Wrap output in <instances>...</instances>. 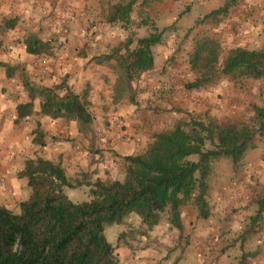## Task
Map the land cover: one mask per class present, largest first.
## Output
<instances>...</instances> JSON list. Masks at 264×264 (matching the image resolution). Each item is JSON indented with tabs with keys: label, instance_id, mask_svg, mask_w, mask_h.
I'll use <instances>...</instances> for the list:
<instances>
[{
	"label": "crops",
	"instance_id": "0c3cea01",
	"mask_svg": "<svg viewBox=\"0 0 264 264\" xmlns=\"http://www.w3.org/2000/svg\"><path fill=\"white\" fill-rule=\"evenodd\" d=\"M226 1L136 0L139 8L134 11L135 16H130L136 34L131 36L120 24V30L114 31L112 25L93 24L94 0H0V24L4 20L14 23L12 29L0 33V206L18 213L19 204L29 198L27 179L19 176L29 159L60 163L69 181L85 174L92 180H122V158L143 154L154 133L172 129L180 120V110L198 114L214 107L212 117H222L218 106L222 108L228 102L226 97L217 99L218 94L225 92L221 87L184 88L191 77L187 55L194 35L204 33L215 38L225 51L249 49L260 40L264 44L260 23L255 24L252 33L238 31L248 24L242 23V11L223 18H205ZM158 3L162 5L157 7L158 16L153 19L148 12ZM179 5L185 9H177ZM150 20L164 31L161 43L152 48L153 69L133 84L134 90H142L133 101L127 97L115 100L114 69L107 63L97 64L94 59L107 55L123 39L146 37ZM84 25L92 26L86 38L80 33ZM30 33L51 42L53 55L27 54L23 38ZM37 59H44L45 63L35 64ZM24 81L35 88L65 81L78 94L89 93L97 106L92 136H81L76 121L71 120L68 128L61 123L63 119L40 115L37 99L32 115L15 123L17 105L28 101ZM37 129L41 144L35 141ZM55 136L66 140L57 142ZM220 163L224 161L213 165L207 182L208 219L198 220L195 210L185 207L181 210V231L162 222L146 235L138 236L134 230L140 221L132 215L117 225L109 241L116 247L119 263L264 264V223H258L245 239L241 238L262 199L257 190L264 193V137L256 149L246 153L240 171H233L225 161L227 174H217L215 168ZM188 210L189 215L185 216ZM131 219L135 220L132 224Z\"/></svg>",
	"mask_w": 264,
	"mask_h": 264
},
{
	"label": "trees",
	"instance_id": "16d2710c",
	"mask_svg": "<svg viewBox=\"0 0 264 264\" xmlns=\"http://www.w3.org/2000/svg\"><path fill=\"white\" fill-rule=\"evenodd\" d=\"M235 2L227 0L205 18L226 17ZM135 3L136 0L109 3L105 23L120 24L127 30ZM13 27L14 23L4 20L0 33ZM163 32L151 24L146 37H128L107 55L95 57L97 64L107 63L119 73L115 100L125 96L133 101V84L153 69L152 48L161 43ZM23 45L29 55H53L51 42L42 41L33 33L23 38ZM220 51L215 38L194 35L192 50L187 55L192 78L185 83L186 90H201L222 80L234 87L245 81L264 82V48H231L219 63ZM24 87L28 101L17 105L15 123L32 115L33 102L37 99L40 115L52 120L76 121L81 136L91 135L94 115L84 95L75 92L65 81L37 88L24 81ZM252 112V117L241 123L179 120L172 129L154 133L143 154L122 158V180L73 183L60 163L41 158L27 160L19 176L27 179L29 198L19 204L18 213L0 206V264H120L116 247L105 237L107 226L121 224L133 215L140 221L134 230L138 236L146 235L162 222L181 231V210L185 207L195 210L198 220L208 219L207 178L213 163L226 159L236 171L246 153L256 149L264 137V104L254 106ZM35 133V141L41 144L38 129ZM80 186L89 188V200L74 203L65 189ZM257 192L262 199L257 202L256 213L248 219L243 239L262 220L264 193L260 189Z\"/></svg>",
	"mask_w": 264,
	"mask_h": 264
},
{
	"label": "rangeland",
	"instance_id": "374dc122",
	"mask_svg": "<svg viewBox=\"0 0 264 264\" xmlns=\"http://www.w3.org/2000/svg\"><path fill=\"white\" fill-rule=\"evenodd\" d=\"M97 1H99V2H97ZM117 1L118 0H94L96 5H95V9L93 12H94V17H95L96 21H93V24H95V25H97V23L101 24V25L106 24L104 18H105V14L107 11V5L109 3H116ZM235 1H236L235 6L230 9V13L234 14L235 12L242 11L243 12L242 13L243 14L242 15V23H244L245 21L248 22V24L246 23L247 25H245L244 27H241L238 31L240 33H243V34L252 33L255 29V24L260 23V26L262 27V31H261L262 35L261 36L263 37V35H264V0H235ZM159 5H162V3L154 4L152 7H150L149 12H148L149 17L153 16L154 17L153 19L157 18L158 15H156V13H157V7ZM165 5L168 7L170 4H165ZM138 8H139L138 5H135L133 7L132 15L135 16V14H133V13ZM177 9H185V6L179 5ZM229 14L227 15V17L229 16ZM149 17H148V19H149ZM150 21H152V25L155 26L154 20H150ZM106 25H108V24H106ZM117 25L118 24L111 26V27H114V29L112 28L113 31L115 29H119V26H117ZM134 25L135 24L131 22V24L128 26L129 28H127L128 31L130 32L129 34L131 36L136 34V31H135L136 29H134L135 28ZM83 29H85L87 32L89 29H92V26H90L88 28L87 25H84ZM157 29L159 30V28H157ZM150 30H151V28H150ZM133 39H137V38H133ZM124 40L125 39H123V41ZM118 43H120V42H117V44ZM183 44L185 47V43H183ZM183 44H182V46H183ZM220 45L221 44L219 43V46ZM262 48H264V44H262V40H260L259 43L253 44L249 47V49H254V50H260ZM220 50L221 51L219 53V63L222 62V59L224 58V55L227 51V50L225 51L224 45H223V47L220 46ZM80 51H82V48H80ZM182 59H183V57H182ZM113 73L117 77L119 76V73L117 71H113ZM191 78H192V75L190 78H188V80H190ZM215 87H221L222 88L221 91H225L222 93V95L218 94L217 99L220 100V99L226 97V102H228L226 104V106H224L222 108H221V105L218 106V109H217L218 114L222 115V117H218V119L216 118V116L212 117L211 113H214L215 110L214 111H212V110L215 108L210 107V109H208L207 111L201 112L198 114L197 113L195 114L194 112L190 113V112H184L183 110H180L179 112L182 113V115H181L182 117L180 118V120H182L184 123H189L190 121H193V120L204 121V122H206L207 120H215V121L218 120L219 122H221L223 124H228V123H232V122H240L241 123V122L247 121L250 117H252V115H253L252 109L254 106H263V104H264V82L245 81L242 83V85L240 87H234L232 83H230L226 80H222L218 84L213 85V86H206L204 89L210 90V89H214ZM204 89H201V90H204ZM141 91L142 90L136 88V90L134 92V97H136L139 94V92H141ZM83 95L85 97L86 103L88 104L89 111H91V113L94 116H97V114H96L97 106H96L95 102L91 101V96L89 95V93L83 94ZM123 97H125V96H123ZM222 103L223 102H221V104ZM220 111H223V112L219 113ZM61 123H63V125L67 126L68 128L71 126L70 121L62 120ZM73 125L75 126V124H73ZM73 125H72V127H73ZM76 127L78 129L77 123H76ZM92 133H93V127H92ZM92 133L89 136H92ZM53 138H55L57 142H63L66 140V139L57 138L56 136ZM53 138H51V139H53ZM67 142H69V141H67ZM220 161H224V163H220L219 165L216 166L218 171L215 168V173L225 175V174H227V171H228V169L226 168L225 161H228V160L221 159L219 161L214 162L213 165L217 162L219 163ZM213 165H212V170H213ZM241 167H242V164L239 166V168L235 172L240 171ZM211 174H212V171H211ZM210 175H209V177H210ZM209 177L207 178V182H208ZM91 180L92 179L90 178V176L85 174V175H80L79 179L76 178V179L72 180L71 182L75 183L76 181H79L82 183H88ZM211 187L212 186H210V188ZM65 192H66V195L69 198V200L74 202V203H80V202H85V201L89 200V188L88 187L80 186L74 190L65 189ZM188 215H189V210L185 214V216H188ZM248 218H249V216L246 217V219H248ZM134 221L135 220L131 219V224L134 223ZM261 222L264 223V213L262 214V220L259 223H261ZM117 225H119V224H112V225L107 226L105 228L104 234H105V237H106L108 242L112 239L113 234H115V231L118 228ZM244 253H250V252H244Z\"/></svg>",
	"mask_w": 264,
	"mask_h": 264
},
{
	"label": "built area",
	"instance_id": "2783aa9c",
	"mask_svg": "<svg viewBox=\"0 0 264 264\" xmlns=\"http://www.w3.org/2000/svg\"><path fill=\"white\" fill-rule=\"evenodd\" d=\"M81 35L83 37H87V32L85 29H81L80 31ZM0 52H1V49H0ZM45 63V60L44 59H37V61H35V64H40V65H43ZM56 146H59V143H55Z\"/></svg>",
	"mask_w": 264,
	"mask_h": 264
}]
</instances>
